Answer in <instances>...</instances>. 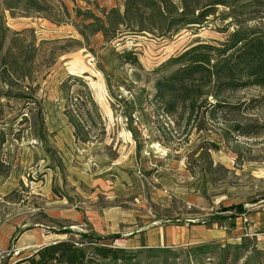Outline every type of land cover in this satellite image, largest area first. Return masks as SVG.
<instances>
[{
    "label": "rangeland",
    "instance_id": "rangeland-1",
    "mask_svg": "<svg viewBox=\"0 0 264 264\" xmlns=\"http://www.w3.org/2000/svg\"><path fill=\"white\" fill-rule=\"evenodd\" d=\"M37 1L45 10L20 4L11 16L0 0V264H29L38 247L20 252L16 241L33 231L73 240L87 257L81 233L128 252L95 264H264V89L207 96L190 119L153 105L154 84L171 71L160 63L192 44L222 43L237 25L264 29V7L237 15L219 7L202 26L164 37L123 27L108 43L86 33L76 10L99 16L125 0ZM130 51L140 66L121 60ZM67 110L87 142L75 138ZM180 225L239 232L167 244ZM156 232L165 242L150 247Z\"/></svg>",
    "mask_w": 264,
    "mask_h": 264
},
{
    "label": "trees",
    "instance_id": "trees-1",
    "mask_svg": "<svg viewBox=\"0 0 264 264\" xmlns=\"http://www.w3.org/2000/svg\"><path fill=\"white\" fill-rule=\"evenodd\" d=\"M3 1L11 16L14 15V8L20 4H24L25 10L37 13L45 10L37 0ZM200 2L179 0L180 6H177L170 0H125L123 10L114 7L101 10L100 15L96 16L90 10L77 9L76 16L80 18L88 35L101 34L105 42L110 43L122 33L123 27L134 35L147 33L164 37L177 27L202 26L208 17L217 13L219 7L226 8L235 15L244 13V9L249 6L264 7V0ZM86 33L80 31L85 40ZM120 58L124 63L140 66L134 51L123 52ZM158 70L171 71L154 84V107L165 116L180 112L190 119L198 109H204L200 104L207 96H212L217 101L227 91L234 92L250 86L264 89V29L237 25L228 32L222 43L192 44L180 54L160 63ZM257 103L264 108V96ZM215 107L230 108L225 103L215 104ZM65 115L68 124L74 129L75 138L83 143L87 142L83 126L75 119L73 111L67 110ZM62 231L67 233V230ZM80 235L89 242L90 257L86 256V249L78 246L77 242L62 240L48 242V245L38 248L26 260L29 264H95L97 259L113 262L126 259L128 252L125 249L99 244V238L91 235Z\"/></svg>",
    "mask_w": 264,
    "mask_h": 264
},
{
    "label": "crops",
    "instance_id": "crops-1",
    "mask_svg": "<svg viewBox=\"0 0 264 264\" xmlns=\"http://www.w3.org/2000/svg\"><path fill=\"white\" fill-rule=\"evenodd\" d=\"M243 216V215H241ZM241 219H243L241 217ZM238 220V219H237ZM242 221V220H241ZM247 224H243L242 231L244 233L251 231L253 229V226L249 224V221L246 219ZM243 222V221H242ZM241 222V223H242ZM239 232V229L236 231H233L229 228H223L220 229L218 227H209L206 228L202 225H180L179 227L173 226L170 227L167 233V236L165 238L167 244L173 245V246H180V245H192L196 242H209V241H215V240H224V238H230L233 236L232 234H237ZM241 232V231H240ZM242 233V232H241ZM250 233V232H249ZM246 236L249 234H245ZM46 237L41 235L38 231L33 232H25L22 233L18 240L16 241V245L18 248V251L25 252L29 249H33L35 247H42L45 245H48L46 240H44ZM163 239L162 233H155L150 234L146 236V244L148 246H159V244H163L165 242Z\"/></svg>",
    "mask_w": 264,
    "mask_h": 264
},
{
    "label": "built area",
    "instance_id": "built-area-1",
    "mask_svg": "<svg viewBox=\"0 0 264 264\" xmlns=\"http://www.w3.org/2000/svg\"><path fill=\"white\" fill-rule=\"evenodd\" d=\"M243 222L247 224L246 219H243ZM19 252H14V255H18Z\"/></svg>",
    "mask_w": 264,
    "mask_h": 264
}]
</instances>
